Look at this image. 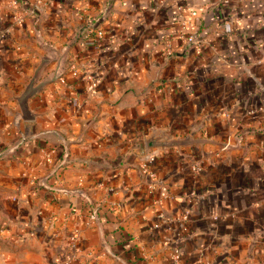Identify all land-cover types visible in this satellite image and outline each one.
<instances>
[{
  "label": "crops",
  "instance_id": "0c3cea01",
  "mask_svg": "<svg viewBox=\"0 0 264 264\" xmlns=\"http://www.w3.org/2000/svg\"><path fill=\"white\" fill-rule=\"evenodd\" d=\"M0 264H264V0H0Z\"/></svg>",
  "mask_w": 264,
  "mask_h": 264
},
{
  "label": "water",
  "instance_id": "95a60500",
  "mask_svg": "<svg viewBox=\"0 0 264 264\" xmlns=\"http://www.w3.org/2000/svg\"><path fill=\"white\" fill-rule=\"evenodd\" d=\"M47 60H48L47 57L41 59L39 65L34 70L32 77L29 79V82L26 84L24 90L17 97V101L21 110V116L24 119H32L34 117L33 113H31L28 106V98L31 97L34 93H36L37 90H39L47 80L55 79L64 70V55H61L58 58V63L56 65L55 70L53 71V75L50 78L46 79V81H41L35 85L34 83L37 79L39 71Z\"/></svg>",
  "mask_w": 264,
  "mask_h": 264
},
{
  "label": "built area",
  "instance_id": "2783aa9c",
  "mask_svg": "<svg viewBox=\"0 0 264 264\" xmlns=\"http://www.w3.org/2000/svg\"><path fill=\"white\" fill-rule=\"evenodd\" d=\"M193 13H195L193 11ZM100 33V31H99ZM179 36L184 40L185 43H187L188 45H191V47L195 50L196 53H199L201 51V47H202V41L200 39H198L195 35L194 32L191 31L190 33H185L183 31L179 32ZM168 53H171V49H168ZM155 159V155L151 154L148 156L147 161L151 162ZM166 193V189L165 187L162 188V194ZM180 218H182L183 220H186L187 215H182ZM179 250L178 248L174 249V253H173V257L175 259V261H177L178 257H179Z\"/></svg>",
  "mask_w": 264,
  "mask_h": 264
}]
</instances>
